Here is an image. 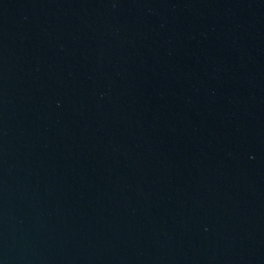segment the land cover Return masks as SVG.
<instances>
[{"label": "water", "instance_id": "water-1", "mask_svg": "<svg viewBox=\"0 0 264 264\" xmlns=\"http://www.w3.org/2000/svg\"><path fill=\"white\" fill-rule=\"evenodd\" d=\"M0 264H264V0H0Z\"/></svg>", "mask_w": 264, "mask_h": 264}]
</instances>
